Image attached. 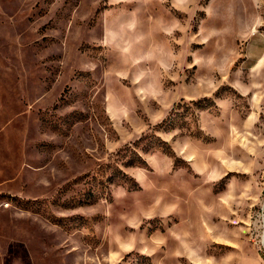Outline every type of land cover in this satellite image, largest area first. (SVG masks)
<instances>
[{
  "label": "rangeland",
  "instance_id": "374dc122",
  "mask_svg": "<svg viewBox=\"0 0 264 264\" xmlns=\"http://www.w3.org/2000/svg\"><path fill=\"white\" fill-rule=\"evenodd\" d=\"M262 216L264 0H0V264H264Z\"/></svg>",
  "mask_w": 264,
  "mask_h": 264
},
{
  "label": "trees",
  "instance_id": "16d2710c",
  "mask_svg": "<svg viewBox=\"0 0 264 264\" xmlns=\"http://www.w3.org/2000/svg\"><path fill=\"white\" fill-rule=\"evenodd\" d=\"M134 156H135L134 160L130 161L129 166L144 164V161L141 159L139 155L135 154Z\"/></svg>",
  "mask_w": 264,
  "mask_h": 264
},
{
  "label": "built area",
  "instance_id": "2783aa9c",
  "mask_svg": "<svg viewBox=\"0 0 264 264\" xmlns=\"http://www.w3.org/2000/svg\"><path fill=\"white\" fill-rule=\"evenodd\" d=\"M264 220L263 216H262V221ZM263 223V222H262ZM259 245H260V249L262 251L263 254V258H264V236L261 237V240L259 241Z\"/></svg>",
  "mask_w": 264,
  "mask_h": 264
},
{
  "label": "bare ground",
  "instance_id": "6f19581e",
  "mask_svg": "<svg viewBox=\"0 0 264 264\" xmlns=\"http://www.w3.org/2000/svg\"><path fill=\"white\" fill-rule=\"evenodd\" d=\"M264 218V217H263ZM263 224H264V220H263Z\"/></svg>",
  "mask_w": 264,
  "mask_h": 264
}]
</instances>
